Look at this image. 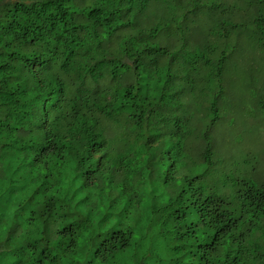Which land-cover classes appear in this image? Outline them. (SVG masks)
Here are the masks:
<instances>
[{
    "label": "trees",
    "instance_id": "16d2710c",
    "mask_svg": "<svg viewBox=\"0 0 264 264\" xmlns=\"http://www.w3.org/2000/svg\"><path fill=\"white\" fill-rule=\"evenodd\" d=\"M221 2L0 0V264H264V182L213 149Z\"/></svg>",
    "mask_w": 264,
    "mask_h": 264
},
{
    "label": "rangeland",
    "instance_id": "374dc122",
    "mask_svg": "<svg viewBox=\"0 0 264 264\" xmlns=\"http://www.w3.org/2000/svg\"><path fill=\"white\" fill-rule=\"evenodd\" d=\"M230 2L232 4L228 6ZM197 22L200 23L197 32L211 28L215 35L216 30L221 29L220 37L213 39L226 44V93L220 116L211 130L213 149L221 157L219 161L227 160L224 162L226 167L232 157L237 156L240 160L243 156L246 160L242 174L246 172L253 181L264 182L263 29L259 30L251 11L243 6V0L221 2L207 19ZM231 43L236 46L230 48ZM188 74L192 75V71L189 70ZM183 101H189L187 111L194 105L190 98Z\"/></svg>",
    "mask_w": 264,
    "mask_h": 264
},
{
    "label": "clouds",
    "instance_id": "9594fccd",
    "mask_svg": "<svg viewBox=\"0 0 264 264\" xmlns=\"http://www.w3.org/2000/svg\"><path fill=\"white\" fill-rule=\"evenodd\" d=\"M256 18V16L254 14H252V19L253 21L256 23V25L258 26L259 30L263 29L262 33L264 34V24L263 25H259L254 18ZM257 19V18H256ZM187 24V23H186ZM219 39V38H218ZM219 45L216 48V56L217 58L221 61V72L223 74V78H224V68H225V63H226V58H227V52L225 51V47L226 44L225 43H221L216 41ZM230 48H234L236 46L235 43H231ZM193 75V73H192ZM192 75H189V77H193ZM187 104L189 103V101L186 102ZM186 106L183 108V111L186 113L192 111V109L190 111H187ZM188 117V116H187ZM261 254H264V252H262ZM250 259V254L248 252H245L243 249L241 250H237V248L235 249H231V248H223V250H221L217 255H215L212 260L213 261H209L210 264H246ZM202 260L192 263V264H201ZM185 264V263H184Z\"/></svg>",
    "mask_w": 264,
    "mask_h": 264
}]
</instances>
